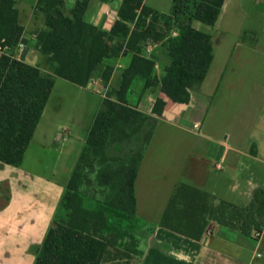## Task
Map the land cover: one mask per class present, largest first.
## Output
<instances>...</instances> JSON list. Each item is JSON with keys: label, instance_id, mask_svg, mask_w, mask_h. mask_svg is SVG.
Here are the masks:
<instances>
[{"label": "crops", "instance_id": "crops-1", "mask_svg": "<svg viewBox=\"0 0 264 264\" xmlns=\"http://www.w3.org/2000/svg\"><path fill=\"white\" fill-rule=\"evenodd\" d=\"M14 1L23 47L12 53L49 73L37 43L45 29L38 0ZM63 1L68 14L76 0ZM121 2L90 0L84 22L110 33ZM144 5L162 15L170 12L149 7L145 0ZM192 27L210 35L213 60L187 104L171 101L159 85L143 90L142 83L134 82L128 90V105L157 123L134 183L135 217L109 213L108 224L135 238L139 255L132 264H264V234L255 239L210 222L196 241L158 225L176 186L185 184L214 203H252L264 226V0H225L213 26L193 22ZM147 45L150 54L142 56L154 62L152 77L159 83L170 58L163 42H147L141 52ZM131 59L129 53L103 61L112 68L107 84L96 77L97 85L89 81L78 87L56 78L21 166L0 162V264H35L94 117ZM68 87L75 89V102L66 112ZM157 100L164 103L159 116L153 114ZM32 150L35 155L29 156Z\"/></svg>", "mask_w": 264, "mask_h": 264}, {"label": "trees", "instance_id": "trees-1", "mask_svg": "<svg viewBox=\"0 0 264 264\" xmlns=\"http://www.w3.org/2000/svg\"><path fill=\"white\" fill-rule=\"evenodd\" d=\"M89 1L76 0L68 14L63 0L37 1L36 10L45 19L37 43L49 73L23 59L0 56V162L18 168L56 78L78 87L96 77L107 84L112 68L103 66V61L132 55L118 87L106 92L94 117L55 219L37 249L35 264H132L139 255L135 238L110 227L107 220L109 213L134 219V183L157 123L154 117L129 106L126 95L134 82H140L143 90L159 85L171 101L187 104L190 93L200 89L213 60L210 35L195 30L192 23L213 26L225 0H173L169 14L162 16L146 7L144 0H122L110 33L84 22ZM148 17L152 23L163 18L167 29L175 22L177 36H165L153 24L143 28ZM130 23H134L133 29ZM22 34L15 1L0 0V45L14 50ZM147 42H163L170 58L159 83L152 77L154 62L141 55ZM163 107L157 100L153 114L161 115ZM85 200L93 207H86ZM210 222L246 236L264 231L252 203H214L208 194L185 184L176 186L158 225L198 241Z\"/></svg>", "mask_w": 264, "mask_h": 264}, {"label": "rangeland", "instance_id": "rangeland-1", "mask_svg": "<svg viewBox=\"0 0 264 264\" xmlns=\"http://www.w3.org/2000/svg\"><path fill=\"white\" fill-rule=\"evenodd\" d=\"M172 1L173 0H145V3L149 7L155 8V9H157L159 11H162V12H167L171 8ZM160 15L162 16V14H160ZM147 19H146L145 24L143 25V28H146L148 25L150 26V25L153 24L154 28L157 31L161 32L162 34H164L167 37L170 36V33H171L172 30H176L177 29L175 22H171L170 23V28L167 29L164 26V23H163L164 19L163 18L159 17L158 20L156 22H154V23H152L151 18H149V22H147ZM63 95H64V99H65L64 103H63V109H64V111L67 112L71 107H73L72 105L75 102V99H74V97H75V89H73L72 87H68V90L65 91ZM33 152H34V150H32L30 152L29 156L35 155ZM27 166L29 167L30 165L28 164ZM46 174H48V173H46ZM85 206L86 207H91L92 204L88 200H85Z\"/></svg>", "mask_w": 264, "mask_h": 264}, {"label": "built area", "instance_id": "built-area-1", "mask_svg": "<svg viewBox=\"0 0 264 264\" xmlns=\"http://www.w3.org/2000/svg\"><path fill=\"white\" fill-rule=\"evenodd\" d=\"M149 18L150 17H148V19H147V22H149ZM177 36V30H172L171 31V33H170V38H174V37H176ZM151 45V44H150ZM150 45H147L144 49H143V52H141V55H146V56H148L149 54H150ZM19 48H22L23 46L22 45H20V43L17 45ZM0 54L1 55H9V56H11L12 58H14L15 59V56L13 55V53H12V51L9 49V48H7V47H4V46H1L0 45ZM156 66L154 65V68H155ZM90 82H91V84L92 85H97V81L96 80H90ZM195 129H197V126H195L194 127ZM217 169H221V166H217ZM262 234H264V231H262V232H260V233H255L254 234V238L255 239H260V237L262 236Z\"/></svg>", "mask_w": 264, "mask_h": 264}]
</instances>
